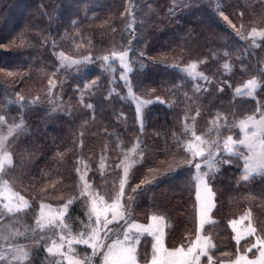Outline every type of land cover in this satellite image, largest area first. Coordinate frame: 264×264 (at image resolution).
<instances>
[{
  "label": "trees",
  "instance_id": "trees-1",
  "mask_svg": "<svg viewBox=\"0 0 264 264\" xmlns=\"http://www.w3.org/2000/svg\"><path fill=\"white\" fill-rule=\"evenodd\" d=\"M21 1L0 0V70L6 73L0 75V115L9 122H19L23 116V130L12 142V180L27 196L35 192L78 197L77 166L81 161L89 164L88 175L95 184L100 176L108 177L117 170L112 165L124 160L125 151L139 137L143 156L134 153L135 161L138 160L132 175L131 202L136 211L163 214L169 225L166 243L180 244L193 229L194 187L190 193L191 173L187 166L169 167L174 158L183 155L177 152L173 133L182 135V125L189 123L184 121L187 101L196 98L203 110L198 134L210 127L217 110L234 122L255 112L258 104L264 106V83L253 96L234 92L251 75L264 81V73L258 71L264 68V39L256 40L253 46L251 38L241 40L235 35L241 17L264 26V3L222 0V9L219 1L215 9L193 3L179 11L180 7L169 6V0ZM32 3L35 5L28 10ZM129 9L139 18L131 20ZM74 20L78 21L75 27ZM22 39L30 43L21 44ZM125 48L134 62L129 75L133 91L149 98L160 96L164 101L153 100L142 120H137L128 99L109 95L112 73L105 72L101 61L95 59L113 49ZM60 51L71 56L92 54V62L82 69L89 73L86 79H100L96 87L84 94L83 103L73 87L77 82L83 86L75 71L67 76L61 71L51 77L63 81V85L58 83L53 89L60 94L59 104L48 103L49 77L58 62L54 53ZM187 59L201 61L198 68L209 77L210 92L194 95V81L172 67L178 60ZM224 61L230 62V70L223 68ZM103 77L107 79L104 85ZM219 84L222 86L217 90ZM17 93L24 97L23 105L18 102ZM35 97L40 100L33 104ZM87 103L93 109L85 107ZM219 122L223 124L224 117ZM237 127L232 125L233 136L238 134ZM224 134H228L227 130ZM224 159L234 162L221 165L212 180L216 193L213 216L221 226L216 235L218 243L231 246L228 230H222L224 222L235 209L250 202L264 207V175L239 180L241 161L229 155ZM39 257L37 253L33 264H39Z\"/></svg>",
  "mask_w": 264,
  "mask_h": 264
},
{
  "label": "snow or ice",
  "instance_id": "snow-or-ice-1",
  "mask_svg": "<svg viewBox=\"0 0 264 264\" xmlns=\"http://www.w3.org/2000/svg\"><path fill=\"white\" fill-rule=\"evenodd\" d=\"M131 15V11H129ZM224 16L223 12H220ZM227 20L228 17L224 16ZM73 27L78 23L74 20ZM231 23V21H229ZM129 28L132 23H129ZM235 28V25H233ZM79 32V29H77ZM235 35L241 40L251 38V44L255 46L257 38L264 39V28L252 27L247 34L243 30V24L236 29ZM15 43V41H13ZM30 43L25 39L21 44ZM55 46V42H53ZM79 47V46H78ZM57 57L55 71L49 77V87L46 90L48 103L50 105L59 104V95L53 91L59 83L63 81L53 80L51 77L58 75L61 71L67 74L69 72L79 73V79L83 80V86L79 82L73 85L78 96L83 103V97L86 92L96 87L100 77L92 80L86 79L89 73L83 71L82 66L86 67L92 62V54L80 56L67 55L63 51L54 53ZM217 55V53H213ZM224 55H229L224 52ZM143 56V52L140 53ZM101 61V68L105 72H112L110 60H118L121 71L120 80L123 81L127 89V95L135 101L136 118L142 120L144 106L151 104L152 100L144 99L134 93L132 84L129 79L130 73L134 70V62L129 56V49L122 51L113 49L110 53L103 56L95 57ZM201 61L192 60L186 64H173L172 67L178 69L181 73L186 74L191 80L209 81V77L203 72L198 71V64ZM223 68L230 70L229 61L223 62ZM142 67V66H141ZM264 73V68L258 70ZM113 78H109V84L114 83ZM227 83V82H225ZM264 83L258 75H251L242 85L235 90V94H244L253 96L255 90ZM182 86L178 84L177 87ZM193 90L200 92L202 86L193 83ZM219 90V89H218ZM115 92L120 95L119 91L109 88V95ZM18 102L23 105L24 97L19 93L16 94ZM187 98V93H184ZM156 101L164 102L160 96L154 97ZM39 97L31 100V103H38ZM170 103V102H169ZM85 107L93 109L91 103L85 104ZM200 109H196V114ZM221 117H224V123L220 124ZM188 116L185 115V121ZM195 120V116L192 117ZM238 126L239 138H234L232 134V125ZM23 130V116L19 122L13 120L9 122L5 115H0V264H32L31 256L34 255L32 246H39L41 243L37 236L44 234L43 251L45 252V261L40 264H141L140 253L137 245L141 242V236L147 233L152 238L150 259L145 257L143 264H216L210 250L215 247L212 238L209 235H202V227L210 220L209 213L215 207L212 180L220 171L223 164L231 165L233 159H224V154L236 158L242 162L241 176L239 180L247 181L252 178L253 174L264 175V106L258 104L255 112L245 115L243 118L228 121L226 114L220 110L210 120V127L205 131L197 133L195 125L185 122L182 125V135L173 133L174 142L177 144V152L183 155L179 159H173V164L185 165L187 171L191 173L189 178V192L195 189V202L193 211L195 216V238L181 241L179 246H165V216L163 214H152L148 216V223L142 224L131 219L130 212L122 203V197L125 195V183L131 167L136 163L133 158L134 153L143 152L140 148L142 143L137 137L131 148L125 151L124 160L122 161L123 176L120 179V188L110 199H105L104 195L92 191L91 182L85 179V173H79L78 184L82 183L79 189L81 197L87 198V211L84 218L71 216L72 206L77 201V197L70 196L63 203L49 204L41 201L39 212L35 216L34 225L23 224V230L20 227H13L9 217L16 218L18 214L26 209H30V201L20 192L16 191L11 183L3 179L7 168L14 166V154L10 150L9 139L16 136ZM227 130L228 134H224ZM187 137V138H182ZM241 146L243 150H241ZM87 167V165H85ZM103 167V164L100 165ZM155 177H153L154 179ZM239 182V181H238ZM146 181H141V184ZM131 199V197H130ZM248 214H245L246 218ZM70 223V221H73ZM123 221V224L115 226L117 222ZM19 224L20 220L17 219ZM238 220H230L237 244L240 245L242 237H248L242 247H237L234 253V259L230 258L232 253H221L219 264H264V233H258L257 229L249 221L247 228L243 231L237 228ZM109 225H113L110 227ZM76 227L79 231L73 232ZM122 232V235H121ZM254 237V239H253ZM23 240V243L17 242ZM74 244L87 245L91 252L84 254L77 253L73 247ZM206 257V262L201 259Z\"/></svg>",
  "mask_w": 264,
  "mask_h": 264
},
{
  "label": "rangeland",
  "instance_id": "rangeland-1",
  "mask_svg": "<svg viewBox=\"0 0 264 264\" xmlns=\"http://www.w3.org/2000/svg\"><path fill=\"white\" fill-rule=\"evenodd\" d=\"M22 1L25 2V0H22ZM132 1H136V0H132ZM169 1H170L169 6L172 8L174 6L180 7L179 11H181V9L184 10V8L188 9L189 7L194 5L193 3H195V6H202V7H207V8L210 7L212 9H215V4H217V2H219V1H220V5H219L220 9H222V5H221L222 0H169ZM257 1L258 0H253V3H255ZM259 1H262L264 3V0H259ZM33 4L35 5V3H32V4L27 6L28 10L30 9V7L32 8ZM254 6H255V4H254ZM129 11H131L130 18L131 17L136 18L138 16L137 13H134L133 10L129 9ZM174 11H176V9ZM220 11H219V13H220ZM243 16H245V15H243ZM138 18H139V16H138ZM131 20H132V18H131ZM20 23H22V22H20ZM130 23L133 24V21H131ZM241 24H243V30H244L245 34H247V32L252 27L264 28V26H261V24H259V23H248V21L245 19V17L244 18L241 17V19H239L238 28L241 27ZM13 29H14V27L9 28V30H11V31ZM257 40H260V38H257ZM178 61H179V64H186L192 60L187 59V60L183 61L184 63L181 62L180 60H178ZM109 64H111L112 68H113V71L111 72L112 74H109V78L111 77L115 81L111 87L116 88L119 91L120 96H122L125 99H128L133 104L134 109L136 111L135 101L132 100V98L127 95V89L124 86L123 81H121L119 78L120 77V71H121L119 61L118 60H110ZM115 71H117V72H115ZM198 71H201V70L198 68ZM5 74L6 73L4 71L0 70V75H5ZM103 79H104L103 80V85H104V84H106L107 79L105 77H103ZM209 81L208 82H206L204 80L194 81V83H197V84L202 86L201 91H203V92L200 94L201 96L204 95L205 93L210 92L211 86L209 85ZM242 84H240V85H242ZM221 86H222L221 84L217 85V87H218L217 90L218 89L220 90ZM134 93L138 96L143 97L144 99H148V100H152V101L155 100L152 97L149 98V97H146L144 95H140L136 92H134ZM112 94H116V93L113 92ZM197 94H199V93L198 92L194 93V95H197ZM190 96H189V98H190ZM198 102H199L198 98H196L194 100L187 101V107L184 109V121H185V115L187 114V116H188L187 121H189V124L192 125V124H194V122H196V124H197V125H195L196 129L201 130L202 128L199 127V121H200L199 118H200V115L202 114L203 110L200 107V105L197 104ZM148 105L144 106V108L142 109L143 113H144V111ZM197 108L200 109V113L198 115L196 114ZM193 116H195V120L192 119ZM239 134L240 133H239V128H238V134L236 136H234V138H239ZM12 142H13V137L9 139V143L11 145L10 150L13 152ZM241 150H243L242 146H241ZM226 155H228V154H224L223 158H225ZM133 158H134V154H133ZM137 160H136V162H137ZM122 161L123 160H120L119 163H115L114 166L112 165V168L117 167V170L115 172H111L108 175V177L107 176H100L99 180H97V182L95 184L92 180H90L91 178H89V175H88L89 164L86 161H81L79 163V166H77V168L80 169L81 173H85V179L91 182V185H92L91 190L92 191L99 192L101 195H104L105 199H110L111 196H113L116 192H118L119 188H120V179L123 176ZM135 164L131 167V169L128 173L126 183H125V195L121 199H122V203L125 204L126 208L130 212L131 219H134L137 222L142 223V224H147L148 223V216H150L152 214H156V215H161V214H159V212L158 213H151L148 210H146V211L145 210L144 211H138V210L136 211L135 210V208L131 202L132 198H134L132 196L133 195L132 190L134 189V184L132 182V175H133V170L135 168ZM241 164H242V162H241ZM85 165H87V167H85ZM260 176H262V175H260ZM14 177L15 176L13 175V171L10 167V168L6 169V172L2 178L8 180L11 183L12 187L16 191L20 192L21 195H24L30 201V209L24 210L23 212L18 214V216L16 218H13V217L8 218L9 221L12 223L13 227H20L21 230H23V224H28L30 226L34 225L35 216L39 212V206H40L41 201H43L45 203H49V204H58V203H63L65 199L70 197V196H63L61 194L57 195V196H55L54 194L42 195V194L35 193V192L32 194V196L34 198L32 196H27L25 194V192L22 189H19L18 185L12 180ZM76 180L78 182L79 173L77 175ZM78 185L80 186V188L82 187V183H80ZM130 197H131V199H130ZM213 199L215 202V196ZM87 202H88L87 198L81 197L79 194V196L77 197V201L74 202V205L72 206L71 216L73 218H76V217L84 218V213L87 211ZM194 202H195V189H193V204H194ZM213 210H214V208H213ZM213 210L211 213H209L210 220L205 223V225L202 227L201 232H202V235H209L212 238V243L215 245V247L210 250V254L213 255L214 260L216 261V264H219V260L221 259V255H220L221 253H232L233 255L230 258L234 259L235 258L234 253H235V250L237 249V247H242L244 245V241L249 239L248 237H242L241 241H240V245H238L236 240L233 239V237L235 236V233L233 232V229H232L231 225L229 224L230 220H238L239 223L237 224V228L241 231L245 230L249 224V221H251L252 226L257 229L258 233H264V207L257 205V204H254L253 202H250L249 204H246L243 207L235 209L231 213L232 216L229 219L225 220V222H224L225 229L222 228V230H224V232H226L228 230L230 237L232 239V245L230 246V243L229 244L226 243V245L225 244L221 245L218 243L217 238H216V235L218 234L217 231L219 228H221V226L214 219ZM246 213L248 214L246 216V218L241 219V217H245ZM17 219L20 220L19 224L16 223ZM72 222H74V220L70 221V223H72ZM120 224H123V221L117 222L115 226H119ZM165 225H166L164 228L165 246L166 247L179 246L181 243L177 244L175 242H172L171 245H168L166 243L167 232L169 230V225H168L166 220H165ZM109 226L113 227V225H109ZM192 227H193L192 231H190V233H186L184 235V241L188 240V239H194L195 238V216H193V219H192ZM72 231L76 232V231H79V229L74 227L72 229ZM43 235L44 234H41L40 236L36 237L37 239L41 240V243L39 244V246H36V245L32 246V251L34 253V255L31 256L32 264L36 259L37 253L40 256L39 260H37L39 262V264L41 261H45V255L46 254L43 251V248H44V242L42 239ZM121 235H122V232H121ZM253 239H254V237H253ZM17 242L23 243L24 241L21 239V240H18ZM151 244H152V238L147 233H144L141 236V242L137 245L138 251L140 253L141 264H143V260L145 257L150 259ZM73 247L76 249L77 253H79V254H84L85 252H91V248H89L87 245L74 244ZM201 259L204 260L205 262L207 260L206 257H201ZM52 264H55L54 260H53ZM65 264H66V262H65Z\"/></svg>",
  "mask_w": 264,
  "mask_h": 264
}]
</instances>
